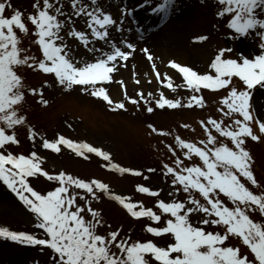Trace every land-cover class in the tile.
Returning <instances> with one entry per match:
<instances>
[{"label": "snow or ice", "instance_id": "6c2138e0", "mask_svg": "<svg viewBox=\"0 0 264 264\" xmlns=\"http://www.w3.org/2000/svg\"><path fill=\"white\" fill-rule=\"evenodd\" d=\"M96 0H92L95 3ZM151 0H146L150 3ZM175 0H163L150 9L152 13H163L168 16ZM79 0H71V5L76 8V15L82 13L87 17L86 23L91 28V35L99 40L107 42L110 33L108 26H115L116 21L111 14L103 12L96 7L89 12L87 4H80ZM222 6L217 12L218 16L226 13H234L228 22L229 28L235 33L246 35L249 30L260 29L259 47L261 51L254 57L240 55L239 58L226 57L225 53L231 52V48L221 47L211 60L209 68L213 72L201 73L191 66L182 65L175 60H169L172 69L178 70L183 77V83L179 86L187 87L194 93L187 98V106L194 103L202 107L205 103L199 95L201 89L219 90L227 88V95L221 97V103L225 107L220 108L224 116L231 123L224 125L223 121L209 117L207 123L201 121L207 130L208 125L215 128L223 137L230 138L233 147L223 142L217 143V136L211 131L207 134V143L213 144L211 148L197 146L190 140L176 136V142L184 151L185 157H191L194 153L202 161L201 165L177 168L164 165L166 173L172 174V184L183 186V191L189 193L185 201L173 199L165 202L157 200L158 208L163 214H170L165 226L145 225V231L160 236L171 234L174 242L166 246H158L154 241L129 242L120 239V229L98 234L97 228L104 221L98 210L91 206V200H99L98 192L108 195L117 201L133 217H148L153 222L162 219L151 207H143L142 202H131L129 197L110 191L109 184L100 179H82L61 170L58 173H49L41 165L44 157L35 150L30 154H15L8 149V144H19L17 134L14 131L16 125L26 123L24 115L18 114L15 107L24 99V78L18 74L17 68L29 65V60L36 68L44 73L54 74L56 81L67 89L74 85L80 86L82 92H89L93 97L102 98L112 109H125V100H114L108 89L99 82L112 80V73L120 61H127L132 57L136 45L127 43L128 50H122L116 42H112L110 50L101 49L100 56L94 61H83L78 64L74 60L72 50L63 44L58 36L64 23L50 11L54 8L56 13L61 8L52 0H36L33 7L35 14H29L28 20L35 26L36 43L42 50V58L37 60L35 56L21 52L27 49L19 47L21 37L14 28L21 33H27L28 29L22 19L19 9H14L11 16L6 17V8H12L10 0H0V182H2L36 217L39 229L44 230L41 237L28 231H15L9 227L0 226V237L23 245L48 246L55 254L54 264H151L154 259L158 264H253V261L241 253L236 246H225L230 237L242 239L258 264H264V223L255 221L249 214V209H255L264 215V185H261L251 167L252 156L246 147V139L260 141L264 138V118L257 115V110L252 103L253 89L259 86L264 88V18H261L256 9L264 11V0H218ZM131 11V10H127ZM68 35L79 37L87 42V37L82 31H70ZM197 40H205V36L196 37ZM59 41V42H58ZM151 62V68L156 78H161V73L154 62V56L147 47L140 50ZM169 81L168 87L172 88L171 77L163 74ZM234 78H239L242 86L234 83ZM139 83V81H136ZM45 84L48 82L45 81ZM123 87V81H121ZM36 93L38 90L29 88ZM41 103L48 104L47 99L42 98ZM125 98L133 104L139 105L143 100L146 111L153 112L149 97L155 101L156 106L169 108L181 106L180 99H167L163 93L159 98L151 92L147 96L141 92L137 97H131L124 92ZM255 126V127H254ZM153 132H163L149 124ZM186 127V126H185ZM7 130H13L11 134ZM167 135L168 133H163ZM29 139L35 140L38 133L31 126L28 128ZM205 145V141H200ZM60 145L73 150L78 156L87 159V153H94L102 157L106 162L105 168L115 170L120 174L140 175L139 169L124 167L112 160V154L100 147H95L86 141H76L58 134L57 138H42V147L57 153L61 151ZM182 161L177 157L175 165ZM148 171H155L149 169ZM42 174L49 181H57L58 186L53 190L42 194L30 183V177ZM147 179V177H145ZM257 186L262 190L258 193L250 190L246 184ZM141 193L157 195L159 190L151 189L144 185H136ZM79 190V191H78ZM191 190H197L198 199L191 194ZM87 194V195H86ZM221 194L232 202L234 207L224 204ZM77 197L87 203L86 211L91 219H86L84 205L77 203ZM90 197V199H89ZM141 207L137 210V205ZM203 213L200 225L191 222L190 214ZM215 225L217 230H206L204 226ZM220 229H223L221 231ZM115 247L117 251H113Z\"/></svg>", "mask_w": 264, "mask_h": 264}, {"label": "rangeland", "instance_id": "374dc122", "mask_svg": "<svg viewBox=\"0 0 264 264\" xmlns=\"http://www.w3.org/2000/svg\"><path fill=\"white\" fill-rule=\"evenodd\" d=\"M109 1L96 0L95 3H92V0L83 2L79 0L77 7L80 4H91L94 10L99 4L102 11L107 12ZM10 2L12 8H6L4 15L11 16L14 9H19L28 29L25 34L21 33L18 28H14L17 35L21 37L19 47L27 49V52H21V55L35 56L39 60L42 58V50L36 43L35 26L28 20L29 14L36 12L33 7L36 0H10ZM52 2L54 7L61 8V12L56 13L54 8L50 11L57 16L58 20L64 22L58 36L63 44L72 50L74 60L78 64L84 61V57H91L90 54L96 52L91 49H96L99 46V49L103 48L99 43L101 41L96 42L95 37L91 35V28L86 23V17L75 22L73 14H75L76 8L72 7L71 0H52ZM162 2L163 0H151L150 3H146V0H123L121 7L124 10H131L130 13H133L131 21L136 27L144 21L148 22L147 33L150 34V39L153 36L152 39L160 41L168 50L167 54L173 56L177 60L176 62L182 65L191 66L201 73L213 72L214 74V70H211L209 65L221 47L232 49L231 52L225 53L226 57L231 58H239L240 55L252 58L261 51L260 36L258 35L260 29L249 30L246 35L235 33V30L228 26L234 13L218 16L217 12L222 7L218 0H175L167 17H164L163 13L150 11L156 4ZM40 5L43 6L42 0H40ZM256 11L261 18H264V11L259 8ZM70 31L84 32L87 42L85 43L79 37L68 35ZM172 33H174L175 42L170 39ZM136 34L141 41V48H148L144 38L146 32L139 29ZM199 36H205L206 39H195ZM118 46L121 47V41L118 42ZM95 58L98 57L94 56L93 60ZM28 64L32 66L25 65L17 68L18 74L24 78L23 91L25 95L23 101L15 106L18 108V114L25 116L26 123L14 127L19 144L9 143L8 149L15 154L23 153L25 155L35 150L45 158L42 163L43 168L55 173L63 170L82 179L92 177L105 183L108 182L112 192L129 197L131 202L140 201L143 207H151L162 216L159 222H153L148 217L147 219L133 218L122 205L114 202V199L98 192L100 199L91 200V206L100 212L104 221L103 225L97 228L98 234L106 235L109 231L119 228V238L127 239L129 242L152 240L158 246H166L168 243L174 242L171 234L156 236L145 231V225L165 226L168 218L174 219L170 214L161 212L157 200L185 201L189 195L183 191V186H179L180 190L176 191L178 186L171 182L173 175L166 173L164 165L177 168L193 164L202 166V161L194 153L191 157L184 156L183 153L187 149H181L177 144L175 139L177 135L181 139L196 143L197 146L211 148L214 145L207 143V134L208 131H211L213 135L217 136V143L223 142L234 148L230 138L220 135L211 125H208L206 130L205 125L201 124V121L207 123L209 117L223 121L224 125L231 123L220 111V108L225 107L221 103V97L227 95L228 89L202 88L199 95L203 97L204 105L200 107L194 103L189 107L187 98L194 93L187 87L179 86L183 83V77L178 70L172 69L166 63L164 66L167 72H161L157 68L161 73V78L158 80L155 77V83H152L149 80L151 75L148 66V71L143 78L131 74V76L118 78L117 82H111V84H116L111 91L108 82H99L108 89L114 100H125V104H128L125 109L112 110L102 98L93 97L89 92H82L78 85L67 89L56 81L54 74L39 70L31 60ZM164 73H168L171 77L172 88L167 86L169 81L165 79ZM137 80L139 83L136 82ZM45 81L48 83L45 84ZM121 81H123V87ZM234 83L237 86H242V82L238 78H234ZM29 88H35L38 91L34 94L29 91ZM39 89L43 90L42 98L48 100L47 105L41 103ZM125 91L131 97H137L138 92L145 96L151 92L153 96L159 98L160 93H163L167 99H180L181 106L169 108L166 105L164 108H159L156 107L155 101L149 97L150 101H154V110L149 113L146 111V106H143L145 105L143 100H140L137 106L125 98ZM252 103L257 110V115L264 118V88L257 86L253 89ZM149 124L154 125L157 129H162L163 132H153L148 127ZM29 126L38 133L35 140L29 139ZM7 131L11 134L13 130ZM165 132L168 134H163ZM58 134H63L76 141H86L95 147L109 151L115 163L139 169L141 174H120L115 170L105 168L103 165L106 162L94 153L86 152L88 158L85 159L64 145H60L59 153L42 147V138L54 139ZM202 140L205 141V145L200 144ZM245 144L252 156L251 167L254 175L259 183L264 185V138L260 141L247 138ZM177 157L182 161L178 166L175 165ZM149 169H155V171L150 172ZM42 177L43 175H39L32 180L33 186L42 194H46L47 191L58 186L57 181H49ZM138 184L159 190V192L157 195L141 193L136 188ZM246 186L256 193L262 190L251 185L250 182ZM11 193L0 182V226H6L15 231H28L41 237L44 231L39 230L34 223L36 217L30 214L26 207L21 206V203L17 202ZM191 194L204 202L197 190H191ZM221 199L227 206L234 207L223 194H221ZM77 203L84 205L85 218L91 219V215L86 211L87 203L80 200L79 197H77ZM140 207L141 205L138 204L137 210ZM249 214L253 220L264 223V215H261L258 210L249 209ZM203 216L204 214L199 212L190 214L191 222L194 225L202 226L200 220ZM204 227L210 231L217 230L216 226L211 224ZM220 230L223 231V229ZM225 246L238 247L242 254L253 261V264H258L254 254L243 244L242 239L235 236L230 237L225 242ZM46 247L23 245L0 237V264H54L55 254L49 250L48 246ZM112 250L118 252L115 247ZM151 264H158V262L151 259Z\"/></svg>", "mask_w": 264, "mask_h": 264}, {"label": "bare ground", "instance_id": "6f19581e", "mask_svg": "<svg viewBox=\"0 0 264 264\" xmlns=\"http://www.w3.org/2000/svg\"><path fill=\"white\" fill-rule=\"evenodd\" d=\"M84 0H81L83 2ZM123 3V0H110L109 3L107 4L108 11L107 13L111 14L113 19L116 21L115 26H108L109 30V37L107 38V42L104 40H99L95 37L96 42H99L103 48L101 50H104L105 52L110 50V46L112 42H116L118 46V42L121 41V49L122 50H128L127 49V43H133L136 45V50L133 54L132 57H129L127 61H120V63L116 66V70H114L110 75L112 76V80L107 81L108 84L110 85V91L113 90L114 86L116 84H111V82H117L118 78H124L127 77V75H136L137 77H145L146 71H148V68L150 69V75L151 77L149 78L150 82L155 83V74L151 68V62L147 59L146 55L141 52L140 50L141 45H140V40L136 34L137 30H143L145 31L146 29V24L141 23L140 26H135L134 22H132V16L133 13L131 14L129 11L130 9L124 10L123 7H121V4ZM99 8H102L98 4ZM89 12L94 11L92 9L91 4H88V9ZM74 19L75 22L80 20L82 17H86L83 13L79 16L76 15V10ZM87 20V17H86ZM159 33V32H158ZM161 34V33H160ZM159 36V35H158ZM153 36H151L150 39V34L146 32V35L144 36L146 40V46L148 44V49L154 56V62L157 65V68L160 69L161 72H164L166 70V67L164 66L166 63H168L169 60H175L173 56L168 55L167 52L168 50L162 45V43L159 41H156L152 39ZM170 39L175 42L174 39V33L170 35ZM103 42V43H102ZM97 47L96 49H99ZM91 57H84V61H94L93 57H99L100 56V51H96L95 53L90 54ZM177 61V60H175ZM149 66V67H148ZM154 74V75H153ZM115 90V89H114ZM117 91V89H116Z\"/></svg>", "mask_w": 264, "mask_h": 264}, {"label": "trees", "instance_id": "16d2710c", "mask_svg": "<svg viewBox=\"0 0 264 264\" xmlns=\"http://www.w3.org/2000/svg\"><path fill=\"white\" fill-rule=\"evenodd\" d=\"M132 107H134V106H132Z\"/></svg>", "mask_w": 264, "mask_h": 264}]
</instances>
